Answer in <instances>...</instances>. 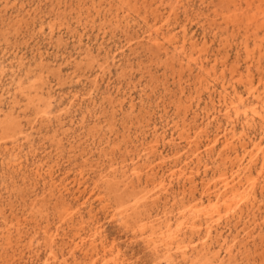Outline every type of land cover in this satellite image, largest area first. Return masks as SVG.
<instances>
[{"label": "rangeland", "instance_id": "rangeland-1", "mask_svg": "<svg viewBox=\"0 0 264 264\" xmlns=\"http://www.w3.org/2000/svg\"><path fill=\"white\" fill-rule=\"evenodd\" d=\"M143 1L132 0L130 5L120 9L118 17L107 18L106 10L100 9V0H0V124L3 110L9 112L16 106L14 118H18L24 131L18 136L24 165L21 171L9 165L14 161V154L0 148V264H62L65 261L89 264L91 256L85 259L80 251L71 253L70 245L93 235L98 228L106 247L121 253L126 264H190V261L191 264H264L263 258H259L262 250L255 252L262 246L264 227L258 229L255 240L244 236L242 247L237 246V259L228 261L223 252L220 260H216L214 254L201 259L196 254L184 260L180 253L171 258L164 250L146 242L143 231L139 230L141 224H137L138 228L134 221L132 227H127L120 216L110 220L114 217L111 205L115 207L132 195L144 199L153 192L152 186L144 191L137 188L131 169L126 174L108 178L106 183L101 182L102 175L111 173L112 159L121 162L123 156L128 158L127 148L143 155L138 139L151 142L157 129L166 137L159 144L160 153L170 161L186 142V137L179 139L174 123L181 124L187 118L192 127L201 122L205 114L211 112V93L220 90L222 80L232 82V70H227L225 78L222 77L221 65L225 60L230 65L238 61L237 66L244 76L251 66L255 81L264 77V1L250 0L253 6L250 9L247 0H146L147 4ZM237 3L244 6L236 9ZM151 5L159 6L167 14L175 13L170 28L176 32L187 25L190 35L199 41L207 39L206 54L211 61L220 59L218 69L212 70L210 76H202L199 67H188L173 47L166 55L165 50L150 43L147 36L154 30L155 19L150 15L146 22L144 17ZM254 13L259 21L250 24L248 21ZM246 45L253 52L251 57ZM91 61H95V67L89 65ZM25 69L32 73V79L25 86L39 83L56 100L50 123L41 125L28 121L23 113L27 100L16 98L17 79ZM244 83L245 79L237 84L240 91L245 90ZM74 95L78 96L77 101L71 100ZM15 100L18 103L15 104ZM48 102L43 104L48 105ZM239 128L240 132L241 126ZM158 158L157 154L155 159ZM40 162L47 165L45 168L54 167L57 181L69 178L64 182L69 184V190L63 200L57 190H51L48 180L35 177L34 170ZM80 173H85L81 188L89 192L84 193L86 199L78 201L75 196L78 187L72 182ZM130 182H134L136 188L124 190V185ZM95 183L99 185L96 192L110 194V208H103L98 194H93ZM180 199L178 197L177 201ZM163 200L158 207L152 206V216H163L165 211L175 215L176 212L164 208ZM85 201L89 205H83ZM64 203L80 205L89 225L79 232L64 227L66 231H61L54 242L49 235L56 232L58 214ZM48 221L51 225L46 233ZM18 222L20 228L7 231L12 223ZM220 227L224 236L230 235V244L235 228L230 230L225 220ZM99 252L102 256L103 249ZM53 254L56 263L52 262Z\"/></svg>", "mask_w": 264, "mask_h": 264}, {"label": "bare ground", "instance_id": "bare-ground-1", "mask_svg": "<svg viewBox=\"0 0 264 264\" xmlns=\"http://www.w3.org/2000/svg\"><path fill=\"white\" fill-rule=\"evenodd\" d=\"M131 1L132 0H100V9L102 10L104 8V10H106V15L108 14L107 18L112 16L116 18L120 15V9L125 5H130ZM258 1L263 2L264 0ZM136 2H138V0H136ZM143 2L147 4L146 0ZM249 2L250 0H247V5L250 9L252 5ZM238 4L239 3L235 4L236 9H241V6H244L242 3L241 6ZM115 10L117 11L114 12ZM145 11L146 16L144 20L146 22H148L147 17L150 15L155 19V24L152 26L154 30L150 31L147 36V40L150 43L165 50L166 55H169L168 50L173 47L178 54L183 56L182 60L186 62L188 67L193 65L198 66L202 76H210L212 70L215 71L218 69L220 59L215 58L211 61L209 60L210 55H208V53L206 54L208 45L207 39L199 41L194 35H190L187 25L182 26L181 32H176L175 29L170 28L172 24L171 18L175 13L167 14L161 11L159 6L155 5H151L149 9ZM254 14L253 16L251 15L252 18L250 17V22L248 21V23L251 24V22L254 23L259 21L256 13ZM262 26H264V24H262ZM253 31L255 30L253 29ZM246 50L248 57H251L253 52L248 50L247 45ZM25 64V62L21 63L22 66H25ZM89 65L95 67L96 63L95 61H91ZM237 65L238 61L230 65L226 60L223 62V65H221L224 68L222 71L223 78H225L227 70H232V82L222 80L220 83V90H215L211 93V112H207L201 122L192 127L187 123V118L184 119L181 124H179V122L174 123V129L178 133L179 139H185L186 137V142L182 149L177 152L175 151L176 153L172 155L171 160L169 159L170 161L167 162L166 158L163 157L166 155L160 153L162 149L160 150L159 144H162L161 142L165 141L166 137L162 132L159 133L156 129L153 135L154 139L151 142H145L143 138L138 139L141 147L140 151L143 155L137 154L136 151L131 152L129 148H127L126 155L128 158L123 156V161L121 162L118 159H115V161L112 159L114 164L111 173L109 175H102L101 177V182L106 183L108 178L111 179L113 176L116 177L118 173L126 174L129 172V169H131L133 174L132 177L136 179L137 188H139L140 191H144L151 186L153 187V192H151L149 196H145L144 199H139L132 195L127 201L117 203L115 207L111 205V207L114 208V217H110V220H114L116 216H120L122 222L126 224L127 227H132L131 224L134 223V221L136 225L141 224L140 227L142 229L139 230L141 232L143 231L142 235L145 237L144 240L150 245H153L154 248L164 250L171 258H173L175 253H180L184 260L191 259V257L196 254L197 258L200 259L201 257L214 254V258L220 260L222 257L220 254L225 252V257H227L228 261H232V259H237L236 252H239L237 246L243 244L245 241L244 236L249 239H254V235H256L258 229L264 227V77H261L257 82L252 76L251 66L248 67V74L244 76ZM24 71L26 72L23 74L21 73L19 79H17L18 90L16 95V98L20 96L27 100L23 113L28 116V121L34 124L39 123L42 125L44 122L50 123L53 118L54 103L56 100L49 96L39 83H34L32 86L26 87L25 84L27 81L32 79V73L31 71H27V69ZM244 79L245 90L240 91L239 88H237V84L243 82ZM46 100L49 101L48 105L43 104ZM71 100L77 101L78 96H72ZM14 103H18L17 100H15ZM15 115L16 106L11 108L9 112L3 110L2 123L0 124V132H2V138L0 139L2 143L0 144V148L9 149V151L14 154V161L9 163V165L14 170L21 171L24 165L23 157L20 155L21 146L18 145V136L23 135L24 131L23 126H20V121H17L18 118H14ZM210 125L214 126L210 127ZM258 125H260V127L256 129ZM240 126L241 131L239 132ZM255 129L259 134L256 135L254 133ZM95 135L98 136L97 133ZM172 141H176V139ZM157 154L159 158L155 159ZM129 160L130 164L128 163ZM143 160H145L144 163H142ZM46 166H44L43 162H40L34 170V175L38 180H48V183H51L52 186L51 190H57L60 194L59 197L63 200V198L66 197L65 192L69 190V184L64 182L69 178L64 177L57 181L54 167L45 168ZM84 174L80 173L76 175L72 182L75 187H78V192L75 193L78 201L86 199L87 196L84 193L89 192L87 188H85V190L81 188L83 184L82 180L85 178ZM38 184L40 183L38 182ZM179 184L180 186H177ZM98 187L99 185L95 183V187L92 189L93 194H98V200L103 205V208H110L111 199L108 197L110 194L107 193L103 195L102 191L96 192ZM135 188L136 185L134 182L127 183L123 187L126 191ZM36 191L37 189L35 192ZM178 197L181 198L179 201H177ZM163 198L165 200V202H163L164 208L176 212L174 216L170 215L168 211L163 212V216H161V214L152 216V211L154 209L152 206L158 207L159 201ZM149 203H151V206H149ZM74 204H63L58 214V227L56 232L51 236L49 235L51 241L56 242L55 239L61 235V231L65 232L66 228L79 232L85 230L87 225H89V223L87 224L85 221V216L82 215V208L80 205L76 206ZM86 204L89 205L87 201L83 202V205L86 206ZM89 220L87 221L89 222ZM223 220L230 226V230L233 227L235 228V234L232 235L230 243L231 245L228 240L230 235L224 236L220 227ZM47 225L48 226L45 228L46 233H48V227L51 225L49 221ZM20 226L21 224H19V222L12 223L7 231L13 227L20 228ZM134 228L136 229V227ZM95 231L96 230H94V232ZM100 233L99 228L90 236L82 237L79 233L82 238H80L78 242L74 241L73 244L70 245L71 253L75 254V252L80 251L83 253L85 259L91 256L89 264H126L120 256L121 253H116L114 252L115 250L109 247V250H107V243L100 239ZM3 234L4 233H2V235ZM76 236L78 235H75V237ZM64 239L65 238H63V240ZM261 245L260 248H256L255 252L262 250L261 257L259 258H263L262 262L264 263V239H262ZM241 247L242 246H240V248ZM99 249H103L102 256L100 255ZM216 249H219V251L215 253L214 250ZM15 257L17 258V256ZM55 259L56 257L53 254L52 260L54 261L52 262L56 263ZM62 264L68 263L65 261Z\"/></svg>", "mask_w": 264, "mask_h": 264}]
</instances>
